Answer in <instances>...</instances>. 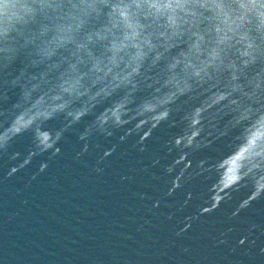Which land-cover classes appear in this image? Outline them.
Returning <instances> with one entry per match:
<instances>
[{
	"label": "clouds",
	"instance_id": "9594fccd",
	"mask_svg": "<svg viewBox=\"0 0 264 264\" xmlns=\"http://www.w3.org/2000/svg\"><path fill=\"white\" fill-rule=\"evenodd\" d=\"M69 77L90 98L103 91L91 92L98 84L122 91V107L129 111L120 119L138 111L157 128L173 111L183 113L185 130L165 141L168 152L173 146L208 147L198 143L206 129L232 136L223 157L230 167L222 195L214 189L212 205L186 220L230 200L227 188H247L231 216L264 198V0H0V83L6 105L0 155L18 160L6 175L27 166L34 153L59 152L53 145L42 147L41 136L35 135L33 147L20 159L19 152L9 153L18 136L60 113L76 123L90 111L83 103L72 106L81 96L65 89ZM41 94L66 99L63 106L53 101L37 109L33 101ZM40 133L52 140L43 127ZM89 135L86 131L79 139ZM149 135L146 131L136 141L141 151ZM87 148L85 143L82 151ZM45 167L44 162L39 166ZM173 171V165L165 166L166 173ZM220 172L218 184L224 169ZM192 175L173 177L165 195Z\"/></svg>",
	"mask_w": 264,
	"mask_h": 264
},
{
	"label": "water",
	"instance_id": "95a60500",
	"mask_svg": "<svg viewBox=\"0 0 264 264\" xmlns=\"http://www.w3.org/2000/svg\"><path fill=\"white\" fill-rule=\"evenodd\" d=\"M63 83L67 91L81 96L73 107L82 103L90 107L91 98L80 92L74 78L69 77ZM65 99L41 94L34 98L33 106L40 109L53 101L63 106ZM4 107L0 83V128L4 126ZM88 119L89 112L72 123L60 113L18 136L9 153L19 152L20 159L33 147L35 135L41 136L42 147L53 145L59 152L53 155L50 149L34 153L27 166L10 176L6 173L18 160L0 155V264L65 263L84 154L85 140L79 136L87 131ZM41 127L52 134V140L40 133ZM42 162L46 167L41 171Z\"/></svg>",
	"mask_w": 264,
	"mask_h": 264
}]
</instances>
